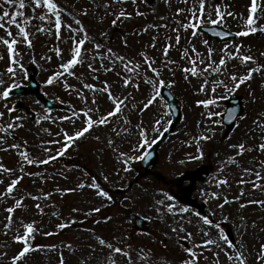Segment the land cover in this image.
<instances>
[{
  "label": "rangeland",
  "instance_id": "374dc122",
  "mask_svg": "<svg viewBox=\"0 0 264 264\" xmlns=\"http://www.w3.org/2000/svg\"><path fill=\"white\" fill-rule=\"evenodd\" d=\"M58 2L69 11H72L73 14L78 15L82 10L88 11L89 14L87 16L78 15V18L88 30L90 38L100 40L111 46L114 51L125 54L128 57L135 56L138 51L144 50L150 56L157 57V66L160 68L162 78L166 81L169 79L175 81V85L171 89L165 88L175 97L180 117L171 134L167 137L162 136L157 141L158 161L155 166L144 170L138 164L139 160H136L130 165L132 168L131 172L120 171L118 176L116 173L120 170L121 165L116 159L113 147L121 151H128L129 147L127 140H124L123 137H116L111 133L110 127H115V124L110 127L101 126L94 128L90 134H86L79 139L68 150L66 155L58 158L54 163H49L48 165L24 164L25 171L23 173L19 171L21 158L17 150L0 151V163L8 168L15 169V175L23 177L14 195L17 198L21 195L26 198L22 206L17 208L14 213V220L17 224L14 225L13 231H15V227L18 226L20 220L26 223L34 221V227L37 231L34 233L33 245L57 246L56 251H51L45 247L31 252L23 264H59L60 253H63L66 264H83V261L90 255L89 245L95 242L97 236L108 240H111L114 236H130L134 256L135 250L147 248L152 253V264H179L180 259L184 255L183 247L190 243L182 240L178 241L176 234L171 232V227L174 226L173 221L179 219V217H173L171 214L162 216L152 210L154 199H163L162 193L164 192L174 196L175 201L181 206L187 207L189 206L185 203V200L186 196H189L198 205L204 204L206 210L202 214H207L210 206L214 208L217 201L205 203L202 190H206L209 193L218 191L221 195H227L229 199H232V197L240 195L241 188L247 189L246 195L241 197L239 202L226 205L224 212H217L215 219L222 222V216H230V220L227 223H223L224 230L229 235V238L237 245L243 240L249 250L255 248L257 242L264 239V231H260L264 229V208L255 204L240 208L239 204L249 199H264V192L257 190L253 193L250 184L239 185L237 181L241 178L242 167H251L254 158L257 161L264 160V155L259 154V152H246L243 156L236 157L235 164L229 163L223 172H220L219 169L221 163L227 160V154H232V150L228 148L229 144L246 142L248 145H252L259 142L258 137L255 140L252 139L249 129L252 126V119L257 113L264 111V81H262L259 73H255L252 80L247 81L234 92L225 93L223 89L217 90L216 96L220 98L217 99L216 105L213 106V111L221 114L227 105L228 99L232 97H237L241 102L242 112L240 116H246L247 119H238L233 130H225L221 125L219 116L213 117V120L220 121L219 124L205 121V123L198 126V123L204 120L202 113L207 110L202 106H198L196 101L205 97L204 94L196 93V87L198 86L196 78L189 76V79L185 80V74L181 70V66H185L186 62L180 60V54L184 48L190 47L189 41L194 43L197 50L202 54L206 53L207 46L202 41L207 40L208 46L215 50L213 58L218 61L221 55L220 49L224 47L225 43L230 46L242 44L244 53L255 56L260 64H264V56L260 55L264 53V32L258 31L248 36H237L235 40L225 43H217L215 40L208 39L200 33L193 38L190 33L185 35L181 32L180 45L170 49L169 52V57L176 61V65L172 66L175 75H172L160 64L163 59L161 49L165 43L166 30L163 28L159 29V40L156 49L147 47L151 37L157 34L156 30L149 28L148 32L143 33L141 30L145 26L168 23L167 34L174 36L175 33L171 31V28L176 27L173 14L177 7H184L180 0H170V4L165 3V0H148L147 3L144 0H137L135 5L129 2L126 6L127 11L132 12L133 16L127 20L121 18V21H118L116 25L112 24L114 19L112 15L105 16L102 7L103 0H98L101 4L99 8L96 7L93 0H58ZM220 2L222 5L228 6L227 10L246 16L247 5L250 0H220ZM259 2L264 3V0H259ZM137 8L144 13L143 16L135 15ZM27 14L31 15V12L28 11ZM160 17H165V19L161 20ZM101 18H103L102 22ZM64 20L72 23L71 18L68 16H64ZM32 23L38 24L39 21H33ZM259 24L264 26V19H261ZM214 26H221L233 33L243 30L241 21L231 17H227L223 25ZM15 31V28H13V32ZM31 31L35 32V29L32 28ZM102 32L106 33V36H101L100 33ZM0 35H4L3 30H0ZM64 35L67 37L66 32ZM31 38L34 45L32 49L27 48L24 44L18 45L21 59L27 72V78L25 79L23 74L18 73L17 80L21 82V87H23L27 85L28 78L32 76L38 84V93L51 101L56 109L52 111L46 110L40 100L31 94L10 95L7 103L9 106L15 105L16 107V111L12 113V116H24L26 119L21 122L24 124L23 127L11 130V135L7 136V143H18L21 145V151H27L34 158H41L46 155L41 147L42 141L62 139V136L56 135L62 129L69 132L74 130L71 123L61 121L59 117L70 116L73 108L79 109L85 105L71 88L66 90L63 83L56 86H49L44 83L54 72L61 71L59 65L62 61L55 55L54 49L58 42L54 36L36 33ZM125 39L127 40V47L124 44ZM59 46L64 50L62 54L66 60L69 58L68 50L71 48V41L66 40L64 43H59ZM86 47L91 49L92 44L88 43ZM232 50L234 51V49ZM42 56H51V60H43L41 59ZM136 58L140 59L138 56ZM7 66V59L0 60V72H5ZM74 70L78 75L84 74L85 82L100 86L98 81L92 79L86 63L82 66L77 65ZM233 72L242 75L246 72V67L241 66L239 60H229L226 74ZM148 75L151 76L152 73L149 72ZM218 78L223 79L224 77ZM5 79L8 83H11L7 75ZM100 79L107 80L113 85L114 95L119 96L121 94L122 83H119V78L115 73H102ZM66 80L70 85L81 86L74 77H66ZM118 83L119 86H117ZM150 91V86L141 84L140 91L130 87L124 94L132 93L135 97L133 103L140 104L144 100L145 95L150 94ZM252 91L255 92L257 97L255 103L251 102L249 97V92ZM86 94L89 96L90 103L92 93L86 92ZM211 95V92H209V96ZM3 103L0 101V110L3 109ZM111 106L106 94L97 95V107L100 109V113L110 110ZM100 113H97V115ZM127 115L133 125L140 122L147 125L153 121L154 117L165 120L170 119L166 109V102L161 97L157 99L154 106H150L143 113L132 110L130 105ZM42 116L51 118L41 119L40 123L37 124L36 120ZM8 119L6 115L5 121ZM75 126L80 127L81 121L76 120ZM163 127L166 128L167 123H164ZM206 128L214 129V133L212 131L207 133L212 138L206 141H196L194 138L204 133ZM0 135H5V133H0ZM97 136H100L99 140L96 139ZM108 139H113L115 144L109 146L107 143ZM129 139H134V137H129ZM25 141L27 142L26 144ZM197 145L202 149L203 157L201 159H189V155H198ZM6 146L0 145V147ZM47 147L55 149L60 147V145L49 144ZM202 168L208 170V176L204 180L193 181L185 178V175L189 172ZM103 175L109 177L108 182L103 180ZM92 177H96L97 182L112 194L113 200L111 202L96 197L94 190L91 188L79 189L77 187L80 183L90 184ZM224 177L228 179L230 187L222 186L217 189L214 178ZM13 178V175L7 173L0 174V179H4V183L0 184V191H3ZM64 189L76 190L65 192L63 191ZM29 193L40 196V201L27 198ZM44 193H52V195L48 200H44ZM37 202L43 206V214L35 208ZM13 203L12 199L0 201V245L7 242L8 248L5 251H7L8 257H11L20 247V245L12 242V233H9L8 236L3 235L2 223L5 222V217L8 215L4 208ZM94 207H100V213H94L85 218L84 213L89 212ZM73 208H78L80 211L73 212ZM53 213H56V215H53ZM128 214H134L144 221V231L138 232L130 224L127 219ZM184 215L186 219L193 221L191 225H187L188 231L198 234L199 224L197 218L191 213ZM106 216L112 218L107 223L103 222L102 219ZM240 216L246 217L247 220L248 234L244 236H241L240 232L237 231V226L240 224ZM70 219H75L77 223L71 224L63 230L56 227L57 224ZM96 220H100L101 223H95L94 221ZM253 221L257 225L255 230L252 228ZM46 232L54 234L44 235ZM213 232L215 233V229H213ZM197 238L199 239L198 235ZM68 243L73 245L75 252L62 246ZM247 254L246 252L245 255ZM208 255L211 254L209 253ZM103 262L104 255L98 253L96 264H103ZM5 264H7V258ZM200 264H205L202 258ZM249 264H253V262L249 260Z\"/></svg>",
  "mask_w": 264,
  "mask_h": 264
},
{
  "label": "snow or ice",
  "instance_id": "6c2138e0",
  "mask_svg": "<svg viewBox=\"0 0 264 264\" xmlns=\"http://www.w3.org/2000/svg\"><path fill=\"white\" fill-rule=\"evenodd\" d=\"M137 4V0H103L102 7L104 9L105 16L112 15L114 19L112 24L116 25L121 18L124 20L130 19L133 16L132 12L127 11V4ZM145 3L148 0H144ZM93 3L97 8L101 7L98 0H93ZM165 3L170 4V0H165ZM180 3L184 7H177L173 14V20L176 27L171 28V31L175 33L174 36L168 35L167 30L169 24H159L145 26L141 31L148 32L149 28L156 30V35L151 37V41L147 47L156 49L157 42L159 40V29L166 30L165 43L161 49L163 59L160 61L167 71L175 75L173 65H176V61L169 57L170 49L178 47L181 42V32L185 35L190 33V36L195 38L199 35V29L205 25H223L226 22L227 17L233 19H239L243 25V30L237 32V36H248L249 34L256 33L258 31L264 32V26L259 24L261 19H264V3H260L259 0H250L247 5V15L237 14L227 10V5H222L220 0H180ZM118 9V10H114ZM28 11L31 15H28ZM89 13L87 10H82L78 15L87 16ZM77 14H73L65 6L60 4L58 0H0V30H3L4 35H0V60L7 59L8 66L5 72H0V101L3 103V109L0 110V145H7L6 147H0V151H8L9 149H15L19 152L20 167L19 171L23 173L25 171L24 164L27 165H48L54 163L58 158L67 154L68 150L86 134H90L94 128L101 126H111L115 124V127H110L111 133L116 137H123L128 141V151H121L116 147H113V151L116 153V159L121 165L116 175L120 174V171L131 172L130 165L136 160H145L150 155L152 145L167 132V128L163 127L164 123L171 124L170 119H161L154 117L153 121L147 125L143 122L132 124L130 118H128L127 112L131 105L132 110L143 113L149 109L150 106H154L157 99L161 96V89L167 87L171 89L175 85V81L172 79L165 80L161 76L160 68L157 66V57H152L146 50L138 51L135 56L128 57L125 54H121L109 46L97 40L90 38L88 30L84 27ZM136 16H143L144 13L139 11V8L135 10ZM64 16L71 18L72 23L64 20ZM164 20L165 17H160ZM103 18H101L102 22ZM33 21H39L38 24H33ZM15 28V32H13ZM34 28L35 32L31 31ZM67 33L65 37L64 33ZM36 33L44 34L47 36H54L58 42L55 47V55L61 59L59 68L61 71H56L45 80V85L56 86L63 83L64 88L67 90L71 88L75 95L84 103V107L79 109L73 108L71 115H65L59 117L61 121H67L73 125L74 130L69 132L63 130L57 133V136H62V139L47 140L41 142L43 152L46 154L41 158L32 157L27 151H21V145L18 143H7V136L11 135V130L23 127L21 123L26 119L24 116H12V113L16 111L15 105L9 106L7 103L13 89L21 87V82L17 80L18 73L23 74L24 78H27V72L21 59V53L18 45L24 44L27 48H33L32 36ZM101 36H106V33H100ZM217 35H228L226 32H218ZM66 40L71 41V48L68 50L69 58L65 60L63 49L59 46V43H64ZM174 41V43H173ZM91 43V49L86 47V44ZM207 46L206 53H201L197 50L194 43L189 41L190 47H186L180 54V60L185 61V66H181L185 80L190 77L196 78L198 86L196 87L197 94H204L203 99H198L196 104L202 106L207 111L202 113L204 120L198 123H205V121L212 124H219V120H213L214 116H219V112L212 110L216 105V96L218 89H223L225 93L234 92L238 90L241 85L247 81L253 79L255 73H259L262 81H264V64H260L257 58L251 54H246L242 51V44L229 45L224 44V47L220 49L221 55L219 60L214 59L215 50L208 46V41H202ZM110 44V41H109ZM125 47H127V40H124ZM234 49V51L232 50ZM264 56V53L260 54ZM139 57L138 60L136 57ZM43 60H51V56H42ZM229 60H239L241 66L246 67V72L242 75H238L235 72L226 74L227 62ZM87 64V69L92 75V79L98 81L100 86L93 83L85 82L84 74H77L74 70L77 65ZM255 65V66H253ZM115 73L119 78V83H122V91L119 96L114 95L113 85L107 80H101L100 75L107 73ZM152 75L149 76L148 73ZM7 75L11 83H8L5 79ZM66 77H74L77 79L80 87H76L67 83ZM218 77H224L220 79ZM119 83L117 86H119ZM141 84L150 86V94L145 95L144 100L140 104L133 103L135 97L132 93L127 92L130 87L136 91H140ZM147 91V89H146ZM86 92L92 93L91 102L89 103V96ZM211 92V96H209ZM106 94V98L111 102L110 110L100 113V109L97 107V95ZM251 102L255 103L257 97L255 92H249ZM97 113H100L97 115ZM9 118L5 121V117ZM49 116H42L36 120L39 124L41 119H50ZM238 119H247L246 116H239ZM228 119H233V113L228 114ZM76 120L81 121V126L76 127ZM55 122V121H53ZM214 129L206 128L204 133L196 136V141H206L212 138L207 133ZM249 134L252 139L259 138V142L256 144L248 145L246 142L237 144H229L228 148L232 150V154H227V160L221 163L219 169L223 172L225 167L229 163L235 164L236 157L243 156L246 152H259L264 155V111H260L252 119V126L249 129ZM134 137V139H129ZM97 140L100 136L96 137ZM27 142L25 141V144ZM109 146H113L115 141L108 139ZM60 145L58 148H49L47 145ZM54 153V154H53ZM198 155H189V159H201L203 157V151L197 145ZM183 163V161H181ZM15 169L8 168L4 164L0 163V174L7 173L13 175L10 183L7 184L3 191H0V201L12 199L14 203L4 208V211L8 214L5 217V222L2 223L3 235L8 236L12 233L11 239L14 244L20 245L19 249L11 256L8 257L7 242L0 245V264H5L7 258V264H23L28 255L40 248H47L51 251H56V245L47 246H34L32 241L35 239L34 233L37 229L34 227L33 222H24L20 220L18 226L14 225L17 222L14 220V213L17 208L23 204L25 196L21 195L17 198L14 193L18 184L23 179L22 176L15 175ZM31 175V173H29ZM63 174V173H61ZM105 182L109 181L107 175H103ZM214 182L217 189L222 186H228L229 181L226 177L214 178ZM4 183V179H0V184ZM239 185H251V191L254 193L259 190L264 192V160H253L251 167H242L241 178L237 181ZM79 189L85 187L94 190L95 196L111 202L113 200L112 194L106 190L100 183L97 182L96 177H92L90 184L80 183L77 185ZM76 189H64L63 191H75ZM247 189L241 188L240 195L234 196L229 199L227 195H221L218 191L202 190V195L205 197V203L210 201H217L215 207L209 208L207 214H202L199 211H193L187 206H181L175 201V197L167 192L162 193L163 199H154L153 211L166 216L171 214L173 217H179L173 221L174 226L171 227V232L176 234L178 241L190 242L184 246L182 251L183 257L180 259L179 264H200L201 258L205 261V264H249V260L253 264H264V239L257 242L256 247L249 250V247L245 245L243 240L237 245L226 234L223 223H227L230 220V216H222V222L215 219L217 212L223 213L226 205H230L233 202H239L241 197H244L247 193ZM52 193H44L43 199L48 200ZM27 198H31L34 201H40L41 197L38 195L28 194ZM127 199V198H126ZM249 204H255L264 208V199H249L246 202L240 203V208H245ZM35 208L43 214V206L37 202ZM73 212H79L80 209L73 208ZM100 207H94L89 212L84 213L85 218L94 213H100ZM191 213L197 218L199 224L198 234L192 231H188L187 225L193 223L192 220L186 219L184 214ZM56 215V213H53ZM103 222L107 223L112 218L109 216L103 217ZM240 224L237 226V231L241 236L247 235V220L246 217L240 216ZM95 223H101L100 220L94 221ZM75 219L62 222L56 225L60 230L66 229L71 224H75ZM82 223V221H81ZM257 227L256 222H252V228L255 230ZM21 229H23L21 231ZM215 229V233L213 232ZM243 229V231H241ZM260 231H264L261 229ZM52 232H46L44 235H53ZM183 234V235H181ZM199 236V239L197 238ZM130 236H114L111 240L97 236L95 242L89 245L90 255L83 264H96V256L98 253L104 255L103 264H152V253L150 249L139 248L134 250L130 243ZM68 250L75 252V249L71 243L62 245ZM248 253L245 255V253ZM211 255H208V254ZM59 264H66L63 253H60Z\"/></svg>",
  "mask_w": 264,
  "mask_h": 264
},
{
  "label": "water",
  "instance_id": "95a60500",
  "mask_svg": "<svg viewBox=\"0 0 264 264\" xmlns=\"http://www.w3.org/2000/svg\"><path fill=\"white\" fill-rule=\"evenodd\" d=\"M199 30L201 32H203V33H206L209 37L217 38L219 41L228 40V39L234 37V36L229 35V34L228 35H225V36L217 35L218 32H224L220 27L200 28ZM36 90H37L36 85L34 83H32V82H29V85H28L27 88L20 89V90H15L14 93H26V94H29L32 91L33 92H36ZM162 94H163V96L168 101L169 111H170V113L172 115L171 124H170L169 129L167 130V132L165 134V135H167L170 132L171 128L178 121L179 113H178V109H177V107L175 105V101L172 98L171 94L169 92H167L166 90H162ZM42 102L44 103V105L49 110H53L54 109L53 105L49 101L43 99ZM229 104H231L232 106L231 107H228L225 110V113L221 116L222 123L225 126V128L228 129V130L232 129V127L235 124V120L239 116L240 111H241L240 110V104L236 100H234V99L233 100H230L229 101ZM230 112L233 113V119L231 121L228 119V114ZM156 148H157L156 144L153 145L152 148H151V150H150V155L148 156V158L141 161V165H142L143 168H146V167H149V166H152V165L155 164V162H156V154H157V149ZM202 175H206V172L204 170H201L199 172L196 171L194 173H190L187 176L188 177L197 176L199 179H201L202 178ZM191 205L193 206L194 203H191ZM199 209L202 210L203 209V206L199 207ZM129 220L132 222V224L137 229H139V230H142L143 229V227H142V221L139 220L136 216L129 215Z\"/></svg>",
  "mask_w": 264,
  "mask_h": 264
}]
</instances>
